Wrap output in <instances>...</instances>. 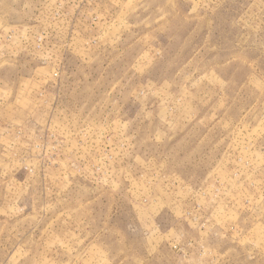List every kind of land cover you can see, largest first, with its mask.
Instances as JSON below:
<instances>
[{"label": "rangeland", "instance_id": "1", "mask_svg": "<svg viewBox=\"0 0 264 264\" xmlns=\"http://www.w3.org/2000/svg\"><path fill=\"white\" fill-rule=\"evenodd\" d=\"M0 264H264V0H0Z\"/></svg>", "mask_w": 264, "mask_h": 264}]
</instances>
